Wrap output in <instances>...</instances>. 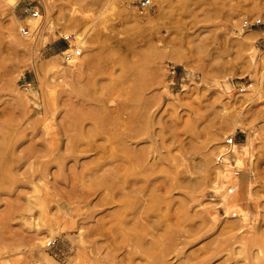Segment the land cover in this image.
I'll return each mask as SVG.
<instances>
[{"label": "rangeland", "instance_id": "1", "mask_svg": "<svg viewBox=\"0 0 264 264\" xmlns=\"http://www.w3.org/2000/svg\"><path fill=\"white\" fill-rule=\"evenodd\" d=\"M141 2L0 0V264H264V93L242 99L263 71L264 0ZM66 49L89 64L70 71ZM229 136L254 143L220 178Z\"/></svg>", "mask_w": 264, "mask_h": 264}, {"label": "bare ground", "instance_id": "2", "mask_svg": "<svg viewBox=\"0 0 264 264\" xmlns=\"http://www.w3.org/2000/svg\"><path fill=\"white\" fill-rule=\"evenodd\" d=\"M262 4V3H261ZM262 8V7H261ZM28 19H29V22H30V26H31V28L33 29V30H38V33L40 34L41 33V37L42 36H44V26L42 25V19L41 18H39V17H37V18H35V17H31L30 16V18H29V16H28ZM69 20V19H68ZM71 20V19H70ZM72 21V20H71ZM75 21V20H74ZM77 21V20H76ZM79 21V20H78ZM77 21V22H78ZM42 22V23H41ZM73 22V21H72ZM79 23V22H78ZM82 23V22H81ZM75 24H76V22H75ZM77 25V24H76ZM75 25V26H76ZM81 25V24H80ZM37 34V33H36ZM16 36V35H15ZM65 37H67V38H70L69 37V35H65ZM75 42H76V44H80V45H84L85 44V42H86V39H85V34L84 33H82V32H78L77 34H76V38H75V40H74ZM41 42L42 43H45V42H47V38H41ZM41 43V44H42ZM15 44L17 45V46H19L20 44H21V40L20 39H18V37L16 36V39H15ZM25 48H31V50L32 49H34L35 48V42H34V40H32L30 43H28V44H25V46H24ZM80 51L81 52V50L80 49H75L74 51ZM68 51H71L70 49H68ZM72 52V51H71ZM77 59V55H74L73 57H72V59H70V60H65L66 62H69V65H70V67H69V69H70V71H81L83 68H85L89 63H86V62H84V61H77L76 60ZM88 62V61H87ZM261 65V64H260ZM59 66V63H51V62H46L45 63V67L46 68H48V69H50L51 70V72H53V73H55V71H57L58 69H57V67ZM262 66H263V71H262V73L261 74H258L257 75V81H256V85L254 86V84H249L248 85V87H251V89H249V92H251V93H249V94H247V95H244L243 97H242V99L246 102V104L247 105H249V104H251V103H253L254 101H256V99H257V97L258 98H260V97H262L263 96V93H264V61H263V63H262ZM43 68H44V66H42L41 67V70H43ZM262 68V67H261ZM69 71V70H68ZM67 71V72H68ZM38 73H41V71H40V69H39V71H38ZM103 80L102 79H98V80H96V84L98 85V87L99 88H104L105 86V84L102 82ZM247 88L245 87V88H243L242 90L244 91V90H246ZM136 94L137 93H133L132 94V96H131V98H133L132 99V101L134 100V102H133V114H132V118L129 120V122H128V126H127V128H129V130H131L132 132H133V136L134 137H136V136H142L143 134H145L146 132H147V129H148V123H147V121L145 120V114L142 112V103H141V98H140V100L139 99H137L138 98V96H136ZM17 96V95H16ZM18 97V100H21V99H23V97L21 96V95H18L17 96ZM241 99V98H240ZM99 101V100H98ZM132 137V136H131ZM253 143H254V139L251 137V136H249V138L247 139V141L246 142H244L243 144H236V142H235V144L231 147L232 149L230 150L231 152L229 153H227L226 154V157H225V160L223 161V162H219L218 160H217V158H216V160L214 161V162H212L211 163V167L212 168H214L215 169V171H216V176L217 177H220L221 178V176H224L225 175V167H227V160H228V158H231V157H233V158H235L236 160H238V164H243V166H246V165H244V157L242 156L243 155V152H251V147H252V145H253ZM222 148H223V146H222ZM224 152V150H222L221 149V154ZM218 157V156H217ZM207 158V157H206ZM204 162V165L205 166H208V165H210L209 163V161H208V159L207 160H204L203 161ZM210 167V166H209ZM227 170V169H226ZM227 173L229 174V171H227ZM228 176V175H227ZM239 177L240 176H238V177H236V178H233V180H237V179H239ZM218 183V182H217ZM227 192L228 193H233L234 192V189H233V187L232 188H228L227 189ZM227 194V193H226ZM223 195V194H222ZM221 195V198H222V200H224L223 201V203L225 202V203H227V202H229L230 201V199L231 200H234L235 198L236 199H241V193L239 192V191H237L236 193H235V195H223L222 196ZM241 201V200H240ZM224 203V204H225ZM229 205V204H228ZM239 207V206H238ZM241 207V206H240ZM244 208V207H243ZM227 210V209H226ZM242 210V209H241ZM228 211V210H227ZM243 215H248V211L246 210V211H243ZM243 217V216H242ZM244 219V218H243ZM227 227H228V229H234V228H236V227H239V225H227ZM41 242H43V241H41Z\"/></svg>", "mask_w": 264, "mask_h": 264}, {"label": "built area", "instance_id": "3", "mask_svg": "<svg viewBox=\"0 0 264 264\" xmlns=\"http://www.w3.org/2000/svg\"><path fill=\"white\" fill-rule=\"evenodd\" d=\"M150 1L151 0H142L141 2V7L145 8L147 7L149 4H150ZM27 12L32 16V17H35L37 18L38 16H40V9L39 7L35 6L34 4L30 3L28 6H27ZM263 22H262V19H255L254 21H251L250 19H246L243 23V26L244 27H248V28H252V27H256L258 25H262ZM21 32L23 35H28L30 34V27L28 24H23L21 26ZM68 38L66 37V40ZM63 56H64V59H66L67 61L72 59V57L74 55H80L81 52L78 50V51H68V49L64 50L62 52ZM26 89H29L30 88V83H26L25 85ZM246 85L242 88H240V90H242L243 88H245ZM236 142V138L235 136H229L226 138L225 140V144H224V152L220 155H218L217 157V160L219 162H223L225 160V157H226V154L229 152H231L230 150L232 149L231 147L235 144ZM241 173V170L238 168V166H236V164L234 163L233 164V175L235 176H238L239 174ZM234 215H236V213H233ZM55 244V240H51V241H48L47 243V246L49 247H52L53 245Z\"/></svg>", "mask_w": 264, "mask_h": 264}]
</instances>
